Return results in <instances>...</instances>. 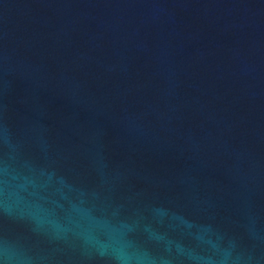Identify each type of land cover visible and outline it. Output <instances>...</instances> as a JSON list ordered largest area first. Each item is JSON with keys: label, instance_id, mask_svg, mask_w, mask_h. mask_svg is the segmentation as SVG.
Instances as JSON below:
<instances>
[{"label": "water", "instance_id": "95a60500", "mask_svg": "<svg viewBox=\"0 0 264 264\" xmlns=\"http://www.w3.org/2000/svg\"><path fill=\"white\" fill-rule=\"evenodd\" d=\"M0 264H264V0H0Z\"/></svg>", "mask_w": 264, "mask_h": 264}]
</instances>
